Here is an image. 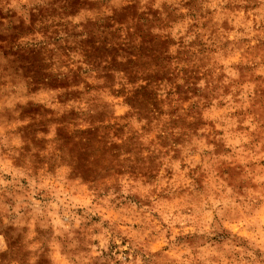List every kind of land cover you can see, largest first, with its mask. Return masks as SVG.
I'll return each instance as SVG.
<instances>
[{
  "label": "clouds",
  "instance_id": "clouds-1",
  "mask_svg": "<svg viewBox=\"0 0 264 264\" xmlns=\"http://www.w3.org/2000/svg\"><path fill=\"white\" fill-rule=\"evenodd\" d=\"M0 264H264V0H0Z\"/></svg>",
  "mask_w": 264,
  "mask_h": 264
},
{
  "label": "rangeland",
  "instance_id": "rangeland-1",
  "mask_svg": "<svg viewBox=\"0 0 264 264\" xmlns=\"http://www.w3.org/2000/svg\"><path fill=\"white\" fill-rule=\"evenodd\" d=\"M104 51H106V50L98 49V50H97V54H98V55H103ZM185 74H187V73H185Z\"/></svg>",
  "mask_w": 264,
  "mask_h": 264
}]
</instances>
